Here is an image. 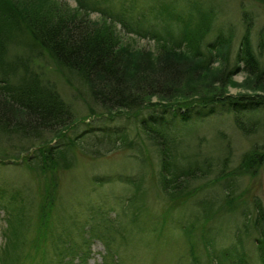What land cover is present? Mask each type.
Listing matches in <instances>:
<instances>
[{
    "label": "rangeland",
    "instance_id": "374dc122",
    "mask_svg": "<svg viewBox=\"0 0 264 264\" xmlns=\"http://www.w3.org/2000/svg\"><path fill=\"white\" fill-rule=\"evenodd\" d=\"M65 1L91 11L94 19H115L125 41L145 50L155 49L160 39L170 45L189 41L181 33L180 19L192 26L200 24L196 6L203 9L201 16L211 26L207 41L224 32L235 37L238 47L245 32V12L253 16L254 42L264 36V0ZM17 54L26 59L19 43L8 49L9 57ZM31 64L44 83L56 86L76 118L60 136L46 133L45 146L79 141L56 151L59 163L46 172L48 181L55 177L58 184L48 213V244L42 247L34 240L42 220L40 193L45 180L30 169L32 160L27 164L39 151L38 142L36 137L25 138L17 132L0 133V185L16 193L13 201L0 195V248L15 234L17 244L26 241L30 250L28 257L24 255L15 264H46L62 251L68 254L64 260L61 256V264L72 255L76 262L88 256V264H228L243 253L248 264H263L264 232L256 223V209L261 203L264 212V166L251 173L241 167V159L264 140V111L248 117L258 122L251 135L237 127L231 113L186 123L164 117L161 125L171 138L177 168L203 174L188 182L186 192L191 195L173 203L161 189V154L136 119L93 114L87 86L76 75L47 57ZM251 80L239 73L226 89L233 94L254 93L249 88ZM112 127H122L126 134L98 131ZM26 215L33 216L29 229L20 225ZM15 220L18 228L14 233L10 223ZM61 233L63 238L56 242L55 236ZM66 241L71 245L63 243ZM71 247L75 250L69 251Z\"/></svg>",
    "mask_w": 264,
    "mask_h": 264
},
{
    "label": "trees",
    "instance_id": "16d2710c",
    "mask_svg": "<svg viewBox=\"0 0 264 264\" xmlns=\"http://www.w3.org/2000/svg\"><path fill=\"white\" fill-rule=\"evenodd\" d=\"M80 7H71L65 0H0V133L17 132L25 138L36 137L38 142L39 151L27 164L32 160L30 169L45 180L40 193L42 220L34 240L42 247L48 244L47 226H51L48 213L53 208L58 184L55 177L48 181L46 172L59 163L56 151L77 144L79 139L56 147L45 146L46 133L60 136L76 118L56 86L38 77L32 60L47 57L63 71L76 75L87 86L94 104L93 114L138 121L139 129L161 154V189L173 203L191 195L186 192L188 182L203 174L177 168L171 138L161 125L164 117L186 123L216 113H231L237 127L245 135H251L258 129V122L248 117L264 111V36L254 42L253 16L247 12L243 15L246 27L238 47L235 37L224 32L207 41L211 26L201 16L203 9L194 6L200 24L192 26L179 18L181 33L189 41L170 45L160 39L155 49L145 50L125 41L115 19H94L91 11ZM15 43L24 49L26 59L18 54L8 56V49ZM243 72L252 79L249 88L255 92L229 93L226 88L230 79ZM121 128L98 131L124 136L126 131ZM261 166H264V140L255 143L241 159V167L248 172L256 173ZM0 195H6L10 201L16 197L14 191L1 185ZM257 206L256 223L264 232V212L261 203ZM26 217L20 224L23 229H29L32 223L33 216ZM13 222L10 227L15 233L18 224L16 220ZM60 222L55 224L57 229ZM12 235L0 248V264H15L24 255L29 256L26 241L25 245H18V235ZM62 238L63 233L54 240L59 242ZM51 246L54 248V244ZM72 249L75 250L71 247L69 251ZM261 252L264 264V248ZM66 254L62 251L54 258H46V264H61V256L64 255V260ZM64 264H88V256L76 262V256L72 255ZM228 264H248L245 253L228 260Z\"/></svg>",
    "mask_w": 264,
    "mask_h": 264
}]
</instances>
